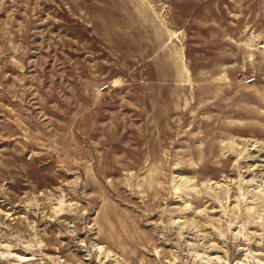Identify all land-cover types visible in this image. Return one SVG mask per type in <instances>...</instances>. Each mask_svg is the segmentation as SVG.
<instances>
[{"label":"rangeland","instance_id":"1","mask_svg":"<svg viewBox=\"0 0 264 264\" xmlns=\"http://www.w3.org/2000/svg\"><path fill=\"white\" fill-rule=\"evenodd\" d=\"M0 264H264V0H0Z\"/></svg>","mask_w":264,"mask_h":264},{"label":"built area","instance_id":"2","mask_svg":"<svg viewBox=\"0 0 264 264\" xmlns=\"http://www.w3.org/2000/svg\"><path fill=\"white\" fill-rule=\"evenodd\" d=\"M255 80V77H253V78H247V82H253ZM107 87V85H103L102 87H101V89H105Z\"/></svg>","mask_w":264,"mask_h":264}]
</instances>
